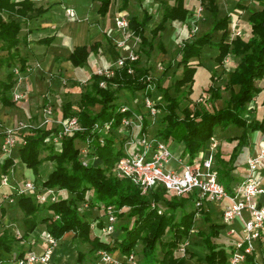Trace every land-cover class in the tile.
<instances>
[{"label":"trees","instance_id":"trees-1","mask_svg":"<svg viewBox=\"0 0 264 264\" xmlns=\"http://www.w3.org/2000/svg\"><path fill=\"white\" fill-rule=\"evenodd\" d=\"M100 1L99 12L105 14L110 0ZM184 1L174 0L170 3L164 0L160 20L150 29V35L146 26L152 15L145 14L142 17L134 15L129 18L132 36L138 39L140 50L147 56L154 50L155 41L166 28L168 20L185 21L188 18L190 11ZM255 1L259 7L250 10L248 18L251 25L250 35L246 38L237 35L229 39L228 26L231 15L219 17L217 0H204L213 21L209 30L182 41L178 60L181 75L175 78L173 83L176 94L161 84L160 77L153 78L164 100L159 104L162 109L161 121L154 130L168 142L176 138L175 141L183 146L182 154L187 155L189 161L203 149L216 128L226 129L231 124L242 128L237 138L235 154L231 158L237 156L240 146L248 141L249 129L264 130V119L249 120L245 117L248 103L260 90L258 80L264 78V0ZM35 9L33 0H0V41L3 49L8 51V56L1 61L10 68L7 80L0 82L4 90H9L14 85V71L11 68L14 63L18 62L22 71L26 67L25 60L20 57L19 48L22 22L16 17L23 18ZM44 10L42 7L37 8L38 13ZM215 31H221L218 39L213 37ZM50 41L51 39L45 40ZM157 43L164 49L160 40ZM99 45L100 43L95 42L91 45L76 46L69 56L73 65L83 67L90 52ZM205 46L217 49L214 59L219 64L224 63L230 56L238 59L234 69L228 70L224 78V87L229 91V97L224 99L221 106L195 105L192 108L187 105L180 108L182 98L193 92L197 64H194L192 59L199 58ZM139 63V60L132 63L133 72H129L126 65L117 69L112 77L92 73L90 81L84 85L77 107H74L70 100L62 106V117L78 116L80 123L86 127L84 130L59 136L60 126L55 124L36 127L25 133L23 143L17 147L22 163L32 169L37 182L46 187L67 191L68 194H61L55 201L41 203L31 194L18 195L15 191L10 192L23 214L25 229L21 236H17L3 226L2 219L7 210L0 206V264H4L17 242L30 239L39 224H45L48 233L57 240H61L64 234L71 233L72 237L90 244L89 253L97 258V251L106 249L111 252L119 250L122 255L135 251L141 264H187V252L185 255L179 254L177 248L182 240L192 235V229L195 228L197 219L195 210L184 208L187 200L193 201L194 195L175 196L180 199L163 201V193L166 191L163 187L159 186L147 194H142L140 188L130 179L116 177L113 173L114 166L123 151L114 132L105 137L103 144L94 142L91 153L100 158L98 165H85L80 158L79 143L92 134L91 128L95 122L114 118V127L120 122L123 113L118 110V106L122 104L117 101L118 92L121 89H128L134 94L147 87L150 67L140 66ZM101 80L106 81L104 86L100 85ZM210 81L208 91L209 101L212 102L222 97V90L216 85L218 76L214 73L211 74ZM148 93L152 94L150 91ZM3 101L9 102L6 97H3ZM1 136L2 133L0 139ZM55 137H58L57 141L54 140ZM42 150H48L45 157H41ZM43 159L53 161L55 167L39 181ZM217 163L218 166L215 168L219 180L231 191L233 189L231 182L234 178L230 172L233 167L226 166L218 153ZM14 165L13 155L3 157L0 155L1 174L8 173ZM92 190L100 202L115 206L118 218L122 216L128 218L118 227L121 235L110 241L100 239L96 232V229L101 231L103 225L100 213L92 219H87L80 212L79 203L84 201L89 203L90 208L97 210L98 200L91 196L87 197V193ZM2 201L6 200L0 198V203ZM161 203L165 204V210L161 208ZM178 208L182 211L179 216L176 213ZM201 212L205 221L209 222L208 230H201L198 233L205 243L207 252L203 258H197V264H230L229 257L233 246H229L228 253L226 247L218 245L215 241L225 224L212 222L207 210L202 209ZM165 235L168 236L167 239L164 238ZM139 244H142V247L137 252ZM159 250L161 255L158 253ZM25 253L26 250L22 249L19 256ZM85 254L79 251L77 260L81 261ZM192 255L189 252V256ZM244 264H258L255 254H249Z\"/></svg>","mask_w":264,"mask_h":264},{"label":"crops","instance_id":"crops-1","mask_svg":"<svg viewBox=\"0 0 264 264\" xmlns=\"http://www.w3.org/2000/svg\"><path fill=\"white\" fill-rule=\"evenodd\" d=\"M163 1L110 0L108 10L105 14H101L99 12L100 0H33L36 9L23 18L16 17L17 19H21L22 22L19 48L20 57L25 60L26 67L23 71L21 70L20 75L14 73L13 79L15 82L9 90H4V86L0 83V133L4 127L14 126L20 121L29 122L36 120L37 124L41 117L42 106L46 103L53 105L55 113L59 117L62 116V113L60 114L59 111L62 110V106L67 101H72L74 107H77L81 92L85 88L84 85L90 81L92 73L98 67H103L110 63L118 55L127 53L131 47L132 36L128 41L127 47L120 48L116 45L115 39L121 37L120 31L115 26L116 14L118 12H125L129 18L134 15L138 17H142L145 14L152 15L146 26L147 32L150 35V29L160 20ZM167 1L170 3L174 2V0ZM246 2L247 0H217L219 17L225 14L231 15L228 29L231 21H235L239 15L244 16L249 11L247 14L249 18L251 9H249ZM198 3L199 0H185L184 4L190 11L188 18L185 21H167L166 28L157 37L163 45L162 38L166 35L165 33L169 35L168 37L172 38L180 33L184 27L189 26L196 14L195 11ZM239 3L241 5H238ZM39 7L45 8V10L38 13L37 8ZM205 8L203 12L206 10ZM207 12L210 13V25L207 29L209 30L213 16L208 9ZM46 39H51V41L45 42ZM95 42L100 43V45L90 52L87 63L83 67H75L69 58L73 49L76 46L91 45ZM7 56L8 51L3 49L2 42L0 41V82L7 80V74L10 71L5 62L1 61ZM192 62H196L194 64H197L193 89L195 87L200 88L209 81L211 67L204 60ZM16 65H19L18 62H15L11 68L13 69ZM258 87L260 90L247 105V108H253L252 112L256 109L257 114L249 117L246 109L245 117L249 120L264 119V78L258 80ZM16 93L20 94L18 99L14 98ZM3 97L8 98L9 102H4ZM219 129L221 130V128ZM226 129L224 130L226 131ZM25 131L22 133H26ZM225 131L218 135V137L215 136L218 141H221H219L214 162L215 167H217L218 153L224 159L226 166L233 167L230 175L234 178L231 182L232 188H235L246 176L247 158L258 148L264 146V138L262 137V131L249 129L248 141L240 146L237 156L231 158L235 154L238 142L237 138L241 134L242 128L230 133ZM180 144L177 141H172V144H170L175 156V159L171 163L173 167H178L176 158H188L187 155L182 154L183 147L180 148ZM23 165L24 172L25 170H31L34 178L35 175L32 169L27 168L24 163ZM45 171L42 172L40 169L41 173L39 177ZM260 175L264 183V168H262ZM16 180L20 183L23 181L21 177H16ZM258 200L264 204V193L259 195ZM191 204L192 208L190 210H195L194 202L191 201ZM222 204V202L207 203V213L212 222L223 224L221 217ZM203 216L201 212L196 222L202 230H208L209 222L205 221ZM236 226L239 227L238 222H236ZM7 228L15 234L16 231L17 233L20 232L19 229L13 230L14 226ZM19 228L23 234L25 229L24 223ZM46 231L45 224H39L37 229L31 234L30 238L32 240L25 243L23 250H26V252L29 250L36 252L44 250L47 246L44 235ZM192 235L190 236V246L187 252L193 254L189 258L194 259L195 264H197L196 259L203 258L207 249L203 240L201 242L198 240L201 239V236L192 239ZM194 235H197L195 231ZM236 237L237 235H229L228 226L224 225L215 241L223 247H226L227 244H229L228 246H233ZM69 240H66V242H63L61 246L55 249L54 260L57 263L68 264L67 250L69 245H71V240ZM59 241L62 242V239ZM113 253L116 256H122L119 250H115ZM254 254L258 264H264V240L256 242ZM8 261L10 260L7 259L4 264ZM11 262L14 264V261L11 260ZM74 264L106 263H99L95 255L86 253L81 261Z\"/></svg>","mask_w":264,"mask_h":264},{"label":"built area","instance_id":"built-area-1","mask_svg":"<svg viewBox=\"0 0 264 264\" xmlns=\"http://www.w3.org/2000/svg\"><path fill=\"white\" fill-rule=\"evenodd\" d=\"M253 1V0H249ZM204 0H199L196 6V14L192 20L195 26L198 18L204 10ZM233 27L228 29V37L243 36V30L233 21ZM115 26L120 31L121 37L115 39L116 45L125 48L132 35L129 28V17L125 12H118L115 16ZM194 30V28H193ZM139 59L137 52L130 47L127 53L118 55L114 60L103 67H98L93 73L101 76L112 77L117 69L128 66V71L133 72V62ZM229 57L224 62H228ZM15 74L21 73L20 65L13 68ZM148 83L145 89L136 91L133 94L134 107L127 103L118 106L123 113L120 122L116 127L114 118L103 122H95L92 126V134L88 135L79 143L80 158L83 164L98 165L100 158L92 155L91 149L94 142L103 144L105 137L116 135L122 155L117 159L114 166V175L118 178L130 179L136 184L142 194L159 186L166 192L178 197L194 195V206L196 218L201 215V210H207L208 202H222V222L228 226L229 235H237L229 257L230 264H244L248 255L255 252L256 242L264 240V204L258 200L259 195L264 193V183L260 172L264 168V146L252 153L246 162L245 178L231 191L219 180L215 168V150L219 142L215 135L211 136L206 155L195 157L191 161L182 157L176 158L178 167L171 166L175 159L173 150L168 141L159 136L154 130L161 121L162 109L159 99L161 96H154L148 92L154 90L155 82L150 74L147 75ZM105 80L100 85L104 86ZM20 94L14 95L18 99ZM60 126L59 136L69 135L75 131L84 130L86 127L80 123L78 116L59 117L55 113L52 104L46 103L42 106L39 122L20 121L14 126H6L2 130L0 139V153L4 156H12L13 150L18 147V141L23 143V131L30 127ZM264 138V130L262 131ZM55 141L58 137H55ZM21 143V144H22ZM203 150V149H202ZM13 169L11 170V172ZM10 172L1 174L0 184L11 185V192L16 194H31L39 202H52L57 200L59 194H65L63 190H56L43 186L34 178L27 177L21 183H13ZM3 200L14 201V195L0 193ZM83 208L89 207L84 201ZM97 209L102 212L103 225L101 232L112 235L117 231L116 222L118 215L113 204L100 202ZM161 211V209L159 210ZM57 217V216H56ZM238 222V226H236ZM194 229H192V233ZM47 246L44 250L36 252L29 250L24 255H17L14 264H60L54 260V251L57 239L51 236L48 231L44 233ZM190 246V237L182 240L177 251L186 254ZM98 262L106 264H141L138 255L132 251L126 255L116 256L106 249L97 251ZM67 264V263H62Z\"/></svg>","mask_w":264,"mask_h":264},{"label":"rangeland","instance_id":"rangeland-1","mask_svg":"<svg viewBox=\"0 0 264 264\" xmlns=\"http://www.w3.org/2000/svg\"><path fill=\"white\" fill-rule=\"evenodd\" d=\"M246 3H248L247 5L249 6V9H251V10L259 7V5L256 1L247 0ZM205 9L206 10L204 12H202L201 16L198 18L195 26H193L192 22H191L188 27H184L180 33H178L176 36H174L172 38L168 37L169 35L167 33H165L166 35L162 38V42L164 43V45H163L164 49H162L158 45V43H157L158 39H156L155 48L151 52V55H149V56H147L144 52H142L140 50L138 39L131 35L132 36L131 47L139 55V59H138L140 62L139 65L150 67V71L148 72V74H150L152 76V78L160 77L161 84L164 87H169L170 91L173 94H176V91L174 90V87H173L174 80H175V78H177L181 75V66L178 64V60L180 58V47H181L182 41L189 39V38H192V37H195L197 35H200L209 28L210 13L207 12V8H205ZM248 13H249V11H247L244 16L239 15L235 20L236 24L242 28V30H243L242 32H243V35L245 38L248 37L250 35V32H251V27L249 25L250 22L248 20V15H247ZM233 23L234 22L231 21V28L234 26ZM193 28H194V30H193ZM219 36H220V31L215 32L213 34L214 39H218ZM216 53H217V49L215 47L205 46L202 50V56H200L199 58H193L192 61L204 60L208 65H210L211 74L214 73L216 76H218V81H217L216 85L221 87L222 97L219 99H216L212 102L209 101L210 92L208 91V87L211 84V81L209 79V81L206 84H204L200 88L195 87V89H193V92L190 95L182 98L180 108H183L187 105L191 106L192 108L195 105L221 106L223 104L224 99L229 97V91L227 89H225V87H224V83H225L224 78H225L226 72L228 70L234 69V67L236 66V64L238 62V59L230 56L228 62H224L222 64H219L214 59L216 56ZM194 63H196V62H194ZM114 86H115V84L113 85V87ZM151 93L154 96L160 95L161 98L159 99V102H161V103L164 102L163 96L161 95L160 91L158 90L156 84L154 86V90H152ZM132 96H133L132 92L129 91L128 89H121L118 92V100L117 101L121 102V103H127L129 106L134 107V102H133ZM252 111H253V108H249V107L247 108V112H248L249 117H253V115L257 114L256 109H254V112H252ZM59 113L61 114L62 110L59 111ZM29 122L35 124L37 121L32 120ZM34 128L35 127H30L25 132L27 133L28 131H30ZM227 128L228 129H226V131L224 129L220 130L219 128H216L214 135L218 137V135H220L224 131L227 133H230L231 131L241 129V127L234 125V124L229 125ZM23 135H25V133H23ZM174 139L176 140V138H174ZM175 140H170V144H172V141H175ZM219 141H221V140H219ZM21 143L22 142L19 140L18 146L21 145ZM208 143H209V141H207L206 145L203 147V150H200L197 153V157H204L206 155V153H207L206 150L209 149L207 146ZM180 145H181L180 148H182L183 147L182 144H180ZM217 149H218V147L216 148L215 153H216ZM47 153H48V150H42L41 157H45ZM0 155L2 157L4 156L1 153H0ZM12 155L15 158V165L9 171L10 172L9 175L11 177L12 182L13 183L16 182L15 181L16 177H21L23 180H25L27 177L32 178L33 174L31 172V170H25V172L23 170L24 165H23V163L20 160V157L18 155L17 147L13 150ZM54 167H55V163L53 161L43 159V162L40 166L41 171L43 172L46 169H49V170H46L44 172V174H41L42 176L38 177V180L40 181L41 178L46 177L48 172ZM12 169H13V171L11 172ZM0 178H1V173H0ZM11 190H12L11 185H1L0 184V193H2V192L10 193ZM64 193L66 195L68 194L67 191H64ZM60 195L61 194H59V196ZM89 196H91L95 200H98L96 198L93 190L87 193V197H89ZM179 199L180 198L175 197V195L169 194L166 191L163 193V201L179 200ZM97 202L99 203L100 201L98 200ZM81 205H82V203H79L80 212H81V214L85 215L84 217L87 219H92L97 213H100V214L102 213V212H99L100 211L99 209L96 210V209H92L90 207H87V208L84 207L83 208ZM0 206H3L7 210L6 215L2 219L3 226H5V227L10 226V228L12 226H14L13 230H17V229L20 230L19 233H17V231H16V235L21 236L22 231L19 227H21L23 224V222L21 220L23 214L20 211L19 207L17 206V203L15 202V200L14 201H9V200L2 201L0 203ZM165 207H166L165 204L161 203V208L163 210H165ZM184 208L187 210H190L192 208V204H191L190 200L186 201ZM181 212L182 211L180 208H178L176 210V213L178 216L181 214ZM127 220H128V218L125 216L118 218V220L116 222L117 231L114 232L112 235L104 234L100 230L96 229V232H98V234H99V238L102 240L110 241L115 236L121 235V231H118L119 230L118 227H120L121 222H124ZM201 230H202L201 227L196 222L194 231H195V233H197V235H194V233H193L192 239H196L198 236H200L198 233ZM70 238H72V239H70ZM164 238L167 239L168 236L165 235ZM69 239L71 240V242H70L71 245H69V248L67 250V258L69 260L68 264H74V263L78 262L77 258H78L79 250H81L82 252H85L87 254H90L89 253L90 244L83 243L80 241V239L71 237V233L64 234V236L62 237V242L58 240L55 249L57 247L61 246L63 244V242H66V240H69ZM31 240H32V238H30L28 240H22L20 242H17L13 251L11 252V254H9L7 257V259H9L10 261L6 262L5 264H13L11 262V260L14 261V258L17 255H19V252L23 249V246L25 245V243L27 241H31ZM198 240L201 242L202 238L198 239ZM228 245L229 244H227V246H226V250L229 253L230 248ZM141 247H142V244H139L137 246V252H139ZM158 253L161 255L160 250L158 251ZM179 254H182V253H179ZM183 255H185V254H183ZM186 256H188V257H186V262L188 264H195V260L189 258V252H187ZM196 261H197V259H196Z\"/></svg>","mask_w":264,"mask_h":264}]
</instances>
